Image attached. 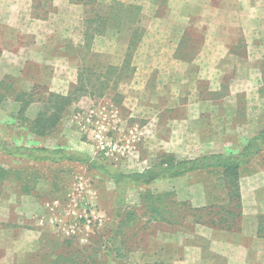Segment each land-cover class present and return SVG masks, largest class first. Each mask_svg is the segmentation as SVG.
<instances>
[{
	"label": "rangeland",
	"instance_id": "obj_1",
	"mask_svg": "<svg viewBox=\"0 0 264 264\" xmlns=\"http://www.w3.org/2000/svg\"><path fill=\"white\" fill-rule=\"evenodd\" d=\"M46 1L45 5L43 0H0V135L8 142L64 148L123 173H135L162 158L239 153L264 128V37L243 38L235 50L238 61L253 63V71L243 68L238 81L229 76L211 87L208 67L217 60L202 53L207 18L199 23L192 14L202 10V4L97 0L99 11L114 1L138 5L144 28L133 55L135 74L119 87L110 83L105 95L99 96L91 87L75 91L80 68L93 63L120 66L129 39L111 29L93 42L95 58L82 60L78 47L84 42L85 8L70 0ZM253 6L224 5L223 16L235 20V11L244 16L263 11L262 6L257 10ZM104 81L91 82L99 89ZM53 94L71 99L62 106ZM211 109L222 115L211 117L207 111ZM212 137L216 143H210ZM254 165L255 171L264 168L261 161ZM182 181L158 180L121 192L86 165L35 163L0 153V225L18 223L32 231L23 233L25 241L37 238L32 240L35 246L0 245V264H18L20 258L23 263L29 254L40 256L51 249L50 242L70 240L86 246L107 234L105 242L115 223L128 213L134 215L124 228L131 252L124 251L123 262L115 264H177L169 261L173 254L163 245L174 239L165 226L148 223L142 201L147 194L164 193H173L177 200L172 188L186 184ZM0 237L7 241V236ZM121 237L113 247L120 246ZM27 248L31 250L26 256H19ZM40 261L36 257L31 264Z\"/></svg>",
	"mask_w": 264,
	"mask_h": 264
},
{
	"label": "trees",
	"instance_id": "obj_2",
	"mask_svg": "<svg viewBox=\"0 0 264 264\" xmlns=\"http://www.w3.org/2000/svg\"><path fill=\"white\" fill-rule=\"evenodd\" d=\"M43 2L45 5L48 4L46 0ZM70 2L85 8L86 15L82 21L84 42L82 46L78 47L83 54L82 60L88 57L95 58L93 42L97 37L104 36L111 29L116 30L119 37L129 39L127 56L120 66L109 65L105 67L93 63V65L83 66L79 70V85L75 91H87L91 87L98 91L99 96H104L110 87V83L114 82L112 87H119L121 83L126 82L136 72L135 67H133V55L144 37L142 9L134 3L114 1L112 5L102 6L101 11H99L97 10V0H70ZM97 78L105 79V83L102 82L103 84L101 83L99 89H96V84L91 82ZM29 96L31 97V94ZM54 97L60 99L62 106L71 99L62 96ZM59 111H62V108ZM0 153L35 163L61 164L69 162L86 165L89 169L113 181L121 192L132 186H149L158 180L176 179L199 171L218 172L225 189L226 198L217 203H211L208 207L194 208L189 202L174 199L173 193H164L161 196L147 194L142 202L149 218V224L181 229L187 228L188 223L192 225L207 224L232 231L239 228L242 218L240 179L243 170L250 167L255 160L263 162L264 167V128L253 136L239 153L210 154L183 160L162 158L144 171L135 173H123L89 155L64 148L18 146L8 142L1 135ZM117 213L120 216L122 214L120 210ZM133 216V214L128 213L126 217H122L118 225L115 223L117 226L114 225L115 227L105 242H102V239L107 234L98 241H91L86 246L75 244L70 240L50 242L49 246H52L50 250L48 249L46 253L40 254V256L29 254L25 262L21 264H31L36 257L41 258L40 264H115L116 262H123L122 259L126 257L123 252H131L126 241L124 228H127L132 222ZM119 235H122L120 246L113 247ZM258 235L264 237V215L259 218Z\"/></svg>",
	"mask_w": 264,
	"mask_h": 264
},
{
	"label": "crops",
	"instance_id": "obj_3",
	"mask_svg": "<svg viewBox=\"0 0 264 264\" xmlns=\"http://www.w3.org/2000/svg\"><path fill=\"white\" fill-rule=\"evenodd\" d=\"M214 1L188 0L182 3V5L194 3V7L196 5L200 7L202 4L204 7L202 10L193 8L192 14L199 23L202 18H207V37L202 53H205L209 60L211 58L217 60L216 64L208 67L210 73L207 75V82L210 83L211 87L223 83L229 76L230 79L233 77L235 81H238L243 68H251L253 71V63L251 61H238L235 50L243 38H253L259 35L261 38L264 37V25H262L264 23V0H219V4L216 5ZM243 3H249L250 6L254 5L253 10H257V6H262L263 11L258 9L255 13L251 12L246 16L242 15L240 11H235V20L223 16V12L226 11L224 5L241 7ZM260 12L262 14L259 15ZM187 27L190 28L188 25ZM231 37H235L236 40L228 41ZM229 58H235V62L230 64ZM209 62L207 60V64ZM207 111L211 117L217 113L212 109ZM219 113L217 115H222ZM216 139L208 138L210 143H216L214 142ZM256 161H253L250 167L243 170L240 179L242 218L239 228L228 231L207 224L192 225L188 223V227L182 229L178 227L167 228L164 225V228L169 230V234L174 239V241L171 240V243L167 241L163 243L164 247L170 248L173 254L169 261L177 264H264V237L258 235L259 218L264 215V168L259 167V171L253 170ZM212 174L216 173L211 170H204L171 179L173 182L185 180L182 182L186 183L179 187L174 185L172 192L176 194L178 201L189 202L197 209L208 207L211 203H217L226 198V193L220 175ZM192 177H200V179L203 177V180L193 181L190 179ZM0 231V235L7 236V241L0 239V245L5 243L12 246L29 247L36 245V242L32 241L33 239L37 240L36 237L28 238L26 241L24 238L26 235L23 233L29 234L27 232H32L31 229L18 223L8 226L1 225ZM5 231L6 234H4ZM30 250L27 248V251L19 256H26ZM20 259L17 261L18 264H21L22 260Z\"/></svg>",
	"mask_w": 264,
	"mask_h": 264
}]
</instances>
